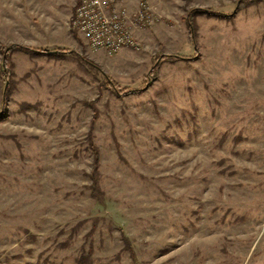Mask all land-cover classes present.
Masks as SVG:
<instances>
[{
    "label": "rangeland",
    "instance_id": "374dc122",
    "mask_svg": "<svg viewBox=\"0 0 264 264\" xmlns=\"http://www.w3.org/2000/svg\"><path fill=\"white\" fill-rule=\"evenodd\" d=\"M119 1L0 0V264H264V0Z\"/></svg>",
    "mask_w": 264,
    "mask_h": 264
},
{
    "label": "built area",
    "instance_id": "2783aa9c",
    "mask_svg": "<svg viewBox=\"0 0 264 264\" xmlns=\"http://www.w3.org/2000/svg\"><path fill=\"white\" fill-rule=\"evenodd\" d=\"M147 3L148 0H139L136 12V21L146 25L153 22ZM73 24L94 51L111 54L125 46L138 45L128 22V12L125 7L117 6L116 0H81Z\"/></svg>",
    "mask_w": 264,
    "mask_h": 264
},
{
    "label": "trees",
    "instance_id": "16d2710c",
    "mask_svg": "<svg viewBox=\"0 0 264 264\" xmlns=\"http://www.w3.org/2000/svg\"><path fill=\"white\" fill-rule=\"evenodd\" d=\"M253 1H254V0H241V1L239 2V6L241 7V6L245 5V4L251 3V2H253ZM194 12H200V10L195 9ZM36 53H40V52L37 51ZM51 53H53V52H51ZM59 53H60V52H59ZM56 54H57V53H56ZM165 57H168V56H165ZM109 81H110V80H109ZM110 82H111V81H110ZM111 83H112V82H111ZM98 161H99V154L97 153V150H96V162H98ZM92 188H93L95 191L100 192V187H99V186H95V185H94ZM96 199L98 200V202H99L100 204H103V203H104V201H102L101 198L96 197ZM123 236H124V235H123ZM126 242H127V241H126ZM127 245H128L129 251L132 253V252H133L132 246L129 245V242H127ZM89 259H90L89 254H83V255H81V256L77 259V264H88Z\"/></svg>",
    "mask_w": 264,
    "mask_h": 264
},
{
    "label": "crops",
    "instance_id": "0c3cea01",
    "mask_svg": "<svg viewBox=\"0 0 264 264\" xmlns=\"http://www.w3.org/2000/svg\"><path fill=\"white\" fill-rule=\"evenodd\" d=\"M119 2H120V1L117 0V1H116V5L119 6V7H123V6H120V5H122V4H120Z\"/></svg>",
    "mask_w": 264,
    "mask_h": 264
},
{
    "label": "water",
    "instance_id": "95a60500",
    "mask_svg": "<svg viewBox=\"0 0 264 264\" xmlns=\"http://www.w3.org/2000/svg\"><path fill=\"white\" fill-rule=\"evenodd\" d=\"M50 52H56V51H50Z\"/></svg>",
    "mask_w": 264,
    "mask_h": 264
}]
</instances>
